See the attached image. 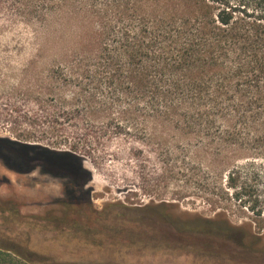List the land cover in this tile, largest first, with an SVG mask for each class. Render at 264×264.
Masks as SVG:
<instances>
[{"label": "trees", "instance_id": "16d2710c", "mask_svg": "<svg viewBox=\"0 0 264 264\" xmlns=\"http://www.w3.org/2000/svg\"><path fill=\"white\" fill-rule=\"evenodd\" d=\"M9 1L53 29L55 43L45 46L59 50L55 66L76 87L71 110L60 99L54 116L75 114L81 106L92 122L101 109L107 124L150 116L186 133L247 132L253 142H264V0ZM77 146L53 149L0 137V160L8 169L26 173L40 166L65 177L59 214L22 215L0 200L6 233L0 236V264H121L129 250L166 253L193 243L208 253L217 247L201 242L208 233L240 246L234 258L210 264H259L251 252L260 238L227 221L180 218L165 202L136 209L151 211L158 222L124 218L114 213L118 204L97 211L84 203L89 189L75 177L90 174ZM67 254L91 258H61Z\"/></svg>", "mask_w": 264, "mask_h": 264}, {"label": "rangeland", "instance_id": "374dc122", "mask_svg": "<svg viewBox=\"0 0 264 264\" xmlns=\"http://www.w3.org/2000/svg\"><path fill=\"white\" fill-rule=\"evenodd\" d=\"M30 17L22 4L0 1V137L41 144L53 149H71L81 156L90 174L75 177L89 189L84 203L101 211L118 204L114 213L124 218L145 217L158 222L151 211L136 210L161 202L169 212L186 219L227 221L260 238L253 245V259L264 261V142L252 134L186 133L164 119L122 118L107 124L101 109L89 121L88 110H71L76 87L56 68L60 57L51 27ZM34 161V164H39ZM56 172L53 165H45ZM44 167V168H45ZM65 177L43 172L16 173L0 160V200L22 215H55L61 206ZM121 204V205H120ZM133 209V210H132ZM161 225V223H159ZM170 232L174 226L162 224ZM6 233L0 228V236ZM217 247L208 253L198 245L174 247L166 253L129 250L121 264H210L234 258L236 241L204 234ZM35 243H48L37 240ZM175 245H177L175 243ZM179 248V249H178ZM208 249V248H207ZM61 251H58V253ZM62 255V259L88 260L86 255ZM87 257V258H84ZM84 262V261H83ZM116 262V261H115ZM116 264V263H114ZM264 264V263H263Z\"/></svg>", "mask_w": 264, "mask_h": 264}, {"label": "flooded vegetation", "instance_id": "af4514ba", "mask_svg": "<svg viewBox=\"0 0 264 264\" xmlns=\"http://www.w3.org/2000/svg\"><path fill=\"white\" fill-rule=\"evenodd\" d=\"M53 163L56 164V165H59L60 162H55V161H54ZM63 163L66 164L67 166H70V163H69L67 160H64ZM13 172H14V171H13ZM30 172H32V170H31V171H28V172H26V173H30Z\"/></svg>", "mask_w": 264, "mask_h": 264}]
</instances>
